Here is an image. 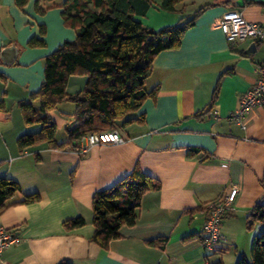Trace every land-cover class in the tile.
Wrapping results in <instances>:
<instances>
[{
    "label": "crops",
    "instance_id": "obj_1",
    "mask_svg": "<svg viewBox=\"0 0 264 264\" xmlns=\"http://www.w3.org/2000/svg\"><path fill=\"white\" fill-rule=\"evenodd\" d=\"M63 1L28 0L20 7L15 0H0V50L17 48L10 63L0 57V176L20 185L11 199L17 203L0 212V225L18 235L16 243L2 250L0 264H208L220 259L224 264V255L235 264L240 255L247 257L255 235L246 229V217L258 200L264 201V105L252 107L240 121L231 114L256 81L264 42L227 41L219 19L228 7H236L248 20L264 25V4L254 2L264 0H184L172 12L160 8L162 0H153L146 15L136 16L153 28L173 25L202 9L181 45L154 57L145 87L158 85V94L126 116L143 113L144 119L117 126L123 142L94 145L85 152L81 137L64 147L43 142L21 150L18 137L38 131L41 124L27 125L19 102L40 87L44 56L76 37V30L64 23ZM36 2L43 13L37 12ZM33 36L43 37L45 45L28 46ZM219 78L212 111L194 117L208 105ZM85 80V75L69 76L67 92L80 90ZM73 110L74 104L65 101L48 113L58 142L67 141L64 127L75 123ZM188 147L202 150L188 155ZM136 164L161 187L144 193L136 222L123 225L121 236L103 248L91 239L93 194ZM233 185L238 192L222 219L223 249L210 253L202 245L206 204ZM35 192L37 201L22 203L25 194ZM77 216L85 223L66 229L64 221ZM155 238H166L164 247L148 243Z\"/></svg>",
    "mask_w": 264,
    "mask_h": 264
},
{
    "label": "trees",
    "instance_id": "obj_2",
    "mask_svg": "<svg viewBox=\"0 0 264 264\" xmlns=\"http://www.w3.org/2000/svg\"><path fill=\"white\" fill-rule=\"evenodd\" d=\"M28 0H15L23 7ZM51 1V0H49ZM184 0H162L160 8L176 11V6ZM229 1V0H228ZM253 0H245L251 3ZM264 4V1H254ZM154 4L153 0H64L61 14L66 26L76 30L74 40H67L54 51L44 56V79L40 87L30 92L27 100L19 106L27 125L40 123L36 132L21 134L17 144L22 150L40 143L50 147H64L76 144L83 135L116 129L119 124L126 125L143 120L144 114L127 118V114L137 111L147 97L155 98L159 86L148 90L146 80L152 69L154 57L165 49H175L181 45L182 38L192 27L201 9L193 15L182 17L177 23L161 28L145 26L137 15H146ZM37 12L45 8L36 2ZM41 35L46 28L41 26ZM28 46H44L43 37L33 36ZM85 75L83 87L67 92V81L71 75ZM221 78L214 87L208 105L193 114L201 118L212 111L219 95ZM74 104L72 116L74 124L64 127L67 141L56 140L57 126L50 118L49 111L62 102ZM200 147H188V155H195ZM264 188V174L262 177ZM159 180L144 172L136 164L130 173L118 179L107 188L97 190L92 197V241L107 248L111 240L121 236L123 225H133L137 220L141 199L147 191L159 190ZM20 190L19 183L9 177L0 176V212L17 202L11 199ZM38 193L25 194L22 203L39 199ZM263 224L250 245L251 257L240 255L235 264H264V201L258 200L246 217V227L251 229L255 222ZM85 223L81 216L66 219V229H73ZM166 238H155L149 244L164 247ZM58 264H72L61 260ZM208 264H223L217 260Z\"/></svg>",
    "mask_w": 264,
    "mask_h": 264
},
{
    "label": "built area",
    "instance_id": "obj_3",
    "mask_svg": "<svg viewBox=\"0 0 264 264\" xmlns=\"http://www.w3.org/2000/svg\"><path fill=\"white\" fill-rule=\"evenodd\" d=\"M219 27L229 42L252 39L264 42V25L248 20L236 7H228L220 16ZM257 78L254 84L241 96L237 110L231 114L241 120L252 107L264 105V57L256 66ZM80 149L85 152L94 145L120 143L124 141L118 129L91 132L80 139ZM238 192L233 185L216 200L206 204L205 221L202 227V245L210 253L222 251L224 235L221 223L224 215L230 209ZM18 241L17 232L0 225V254L2 250Z\"/></svg>",
    "mask_w": 264,
    "mask_h": 264
},
{
    "label": "rangeland",
    "instance_id": "obj_4",
    "mask_svg": "<svg viewBox=\"0 0 264 264\" xmlns=\"http://www.w3.org/2000/svg\"><path fill=\"white\" fill-rule=\"evenodd\" d=\"M259 225H261V227L259 228ZM262 228H263V224H261L260 222H255L254 223V225H253V227L251 228V229H247V227H246V229L247 230H249L248 232H250V234H252L253 236L254 235H256V234H258L261 230H262ZM261 229V230H260ZM245 236H243L241 239H240V247H242L241 245L245 242ZM245 247V246H244ZM246 254H247V258H250L251 257V253H250V249H249V246H248V248H246ZM225 256H226V259H225ZM223 259H225L224 260V264H234V262H233V257H229V255L227 256V255H224V258Z\"/></svg>",
    "mask_w": 264,
    "mask_h": 264
},
{
    "label": "water",
    "instance_id": "obj_5",
    "mask_svg": "<svg viewBox=\"0 0 264 264\" xmlns=\"http://www.w3.org/2000/svg\"><path fill=\"white\" fill-rule=\"evenodd\" d=\"M17 48L15 46H7L0 50V57L6 62L10 63L13 61V57L16 56Z\"/></svg>",
    "mask_w": 264,
    "mask_h": 264
}]
</instances>
